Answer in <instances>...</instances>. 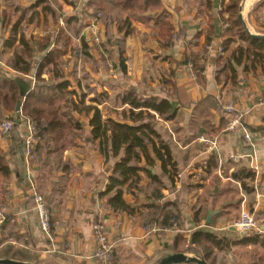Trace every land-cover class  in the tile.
<instances>
[{"label": "crops", "instance_id": "obj_1", "mask_svg": "<svg viewBox=\"0 0 264 264\" xmlns=\"http://www.w3.org/2000/svg\"><path fill=\"white\" fill-rule=\"evenodd\" d=\"M87 1L0 0V74L5 73L11 80L21 78L35 87V73L43 54L34 53L35 65L30 75L18 74L8 66L13 50L6 47V42L17 23L19 35L23 32L30 43L37 42L46 35V23L52 33L60 29L70 37V48L60 61L61 71L72 85L68 91L75 90L80 102L82 95H86L85 106L95 105L91 99L97 94H108L109 100L98 107L104 117L120 121L118 113L130 109L121 104L123 92L131 91L146 99H170L176 109L175 118L166 121L154 114L151 123L161 140L171 147L178 170L176 183L173 187L169 184L161 173L160 162H156L152 173H157L166 185L164 200L177 204L180 226L175 222V227L162 234H151L138 214L131 217L108 208L102 194L106 192L115 162L107 163L92 141L89 126L92 115L75 113L81 124L80 130L74 132L78 136L72 140V136L66 135L59 152L62 159L59 163L67 162V171L63 163L59 166L56 160L46 167L28 163L22 128L0 133V149L12 170L11 179L0 176L3 210L0 238L8 217L14 220L18 235H11L0 245V259H5L2 256L12 249L29 251L40 264H100L94 259L96 243L92 227L102 221L117 243L116 264H155L159 258L170 254L162 252L175 244L178 235L186 240L181 248L191 253L194 246L189 244V239L198 229L226 235L233 243L216 254L214 264H264V246L242 239L244 236L239 237L232 228L241 214L248 211L262 230L250 233L251 236L256 234L259 241L264 238V68L257 65L253 74L247 62L242 66L233 62L238 75L236 83L232 84L230 72L225 82L216 81L215 53L208 52L210 57L201 61L205 67L198 71L201 73L196 78L189 74L187 66H177L189 49L194 52L203 49L210 20L221 31L220 11L224 0H159L163 9L172 15L176 34L169 50L163 48L156 34L159 25L155 20L159 13L146 23V14L129 16L114 7L107 9L109 18L98 24L103 43L94 46L88 22L82 15ZM240 14L252 33L264 36V0H243ZM60 17L69 18H66L65 28L60 26ZM31 19L34 20L28 23ZM19 40L17 46H20ZM83 41L89 48V59L82 55ZM214 42L221 44L223 40L216 37ZM239 45L244 42H235L232 49ZM42 77L49 80L51 73H44ZM57 81H49V84ZM231 103L234 115L242 117V125L253 136V146L245 145L242 130L226 131L230 117L225 114V107ZM9 117L16 120L14 114L0 107V119ZM207 138L218 141L208 152L202 142ZM233 155L245 157L235 162L230 158ZM241 168L251 170L254 179H243L244 182L235 179L233 174ZM61 182L64 183L60 185ZM142 184L146 192L151 190L152 183L147 179ZM57 185L65 189L64 193L52 197ZM34 191L43 195L46 204L48 199H54L50 238L41 232ZM124 198L127 203L135 204L134 196L126 194ZM144 203L142 194L137 207ZM209 216L211 223L207 224ZM13 220L9 221L8 231Z\"/></svg>", "mask_w": 264, "mask_h": 264}, {"label": "trees", "instance_id": "obj_2", "mask_svg": "<svg viewBox=\"0 0 264 264\" xmlns=\"http://www.w3.org/2000/svg\"><path fill=\"white\" fill-rule=\"evenodd\" d=\"M242 1L224 0V5L220 11L222 18L220 22L224 29L219 31L214 21L210 20V28L206 32L203 49L195 52L189 49V53L185 55L180 63H177V66L184 67L192 63L197 72L203 71L205 65H202L201 61L210 57L208 47L214 42L216 37H219V39L223 40L220 47L227 53V56L224 57L218 54L215 56V77L218 83L225 82L228 79L229 72L232 74L231 83H236L238 74L234 63L237 66H242L244 61L247 62V66H249L253 74H256L257 65L264 68V40L251 38L240 21L239 14ZM86 6L88 9L99 12H104L109 7H114L119 12L126 13L129 16L146 14V23L153 20L154 15L159 13L155 20L156 24L159 25L156 29V34L160 38L164 49L169 50L172 48V37L176 35H174L172 15L163 9L159 0H88ZM225 14L226 17H224ZM108 18L106 15L103 21ZM33 20L31 19L28 23ZM18 27L19 23L12 29L11 35L6 42V47L13 50L8 66L15 73L30 75L35 65L33 61L34 53L43 54L41 63L35 73V87L26 97L21 113L16 117V120L11 117L7 119L13 122L15 129L21 128L24 121H32L39 128L41 139L35 148L36 161L34 160L33 163L46 167L50 162L56 160L60 166L63 162L59 163V161H62L59 152L64 147L66 135L72 136L73 140L78 136L74 132L81 128L80 121L76 119L75 113L92 115L89 122L92 141L96 144L107 163L112 160L115 162L106 192L102 194V198H106L108 208L116 213L127 214L131 217H135L138 214L145 229L159 224L162 230H168L173 227L175 222L180 226L181 219L177 204L173 201L164 200L163 190L166 185L157 173L156 175L152 173L156 162H160L161 173L168 178L169 184L173 187L176 183L178 170H176L173 162L171 147L168 143L161 140L155 130V126L152 127L151 125L155 117L154 114L166 121H171L175 118L176 109L171 100L155 97L146 99L131 91L123 92L120 95L121 104L122 106H130V109H124L121 113H118L120 121L106 118L98 106L109 98L108 94H97L91 99V102L95 105L85 106V94L82 95V101L80 102L75 90L68 91L72 85L62 73L60 61L70 48V37L60 29L58 32L52 33L48 25L44 23L46 35L41 40L30 43L23 32L20 35L18 34ZM177 35L181 37V34ZM18 38H20V46L16 45ZM235 39L244 42V45H239L232 49ZM58 41L64 44V50H49L50 46ZM82 55L86 59L90 58L89 48L85 41H83ZM123 62L122 56L121 64ZM44 73H51V78L49 80L44 79L42 77ZM198 73L200 74L201 72ZM52 80L59 81L53 83V85L49 84V81L51 82ZM88 90L92 91L90 88ZM19 100V89L16 83L5 73H1L0 107L14 114ZM81 106H83L82 109ZM21 136L23 137V133ZM44 150H47V153H44ZM63 169L64 171L68 170L67 162L63 163ZM0 176L5 180H9L12 177L10 163L1 149ZM233 177L243 182V179L252 181L254 174L249 169L241 168L235 171ZM145 179L152 183L151 190L148 192H146L142 184ZM63 183L61 182L60 185ZM64 190L57 185L52 197H56L57 194L62 195ZM126 194L136 198L135 204L126 202L124 198ZM142 194L145 196V203L137 207ZM53 200V198L47 200V204L52 211H50L51 215H53V204H55ZM198 212L200 213L199 210ZM7 220L8 223L2 227L4 232H2L3 236L0 238V245L11 235L18 236L14 220L11 217H8ZM11 220L14 223L10 227L11 231H8V224ZM51 231L53 230L51 229ZM258 238L259 236L256 234H252V236L248 234L242 239L264 246V238L261 241ZM185 242L184 237L178 235L175 244L171 248H165L162 253H188V251L181 248ZM189 244L194 246L191 253L200 256L207 264H214L216 254L233 245L228 236L206 229L193 231ZM2 257L20 262L40 264L29 251L20 252L8 249V253Z\"/></svg>", "mask_w": 264, "mask_h": 264}, {"label": "built area", "instance_id": "obj_3", "mask_svg": "<svg viewBox=\"0 0 264 264\" xmlns=\"http://www.w3.org/2000/svg\"><path fill=\"white\" fill-rule=\"evenodd\" d=\"M101 15L92 16L88 19V28L91 33V42H93L94 46H100V33L97 28L98 24L100 23ZM67 19L65 17H60L59 23L61 28H65ZM57 44V46H55ZM54 43L50 46V50H62L63 45L62 43ZM209 53H215L221 56H225V52L222 47H220V44H216L213 42L208 47ZM187 70L189 74L196 78L198 75V72L195 71L194 64L189 63L187 65ZM225 114L230 117V121L228 126L226 127V131L228 132H234L236 130H242L244 143L248 146H253V136L251 133L247 130L246 127L242 125L241 116H235L234 115V105L231 103L227 107H225ZM21 128L23 130V145H24V152H25V159L28 163H33L35 160V148L38 145L41 137H40V131L37 125L32 121H24L21 125ZM14 130V124L11 121H7L2 124L1 131L4 134L10 133ZM203 144L205 145L206 151H212L217 146V138H210V139H202ZM245 156H238L233 155L231 156V160L238 162L242 160ZM254 172L257 171V168H252ZM34 195L36 197L37 202V212H38V218L40 222V229L42 234L50 238L51 237V212L43 199L42 196L37 194V191ZM3 216V210L0 208V217ZM232 228L235 229L239 237L246 236L250 233H260L261 227L258 223L257 219L248 211L243 212L240 216V219L236 221ZM93 235L96 243V250L94 259H96L100 264H112L114 261V255L117 249V243L111 239L110 233L108 231V228L106 225L102 222H96L93 224L92 227ZM148 233L151 234H159L161 232H164L165 230L161 229V226L158 225H152L148 229H146Z\"/></svg>", "mask_w": 264, "mask_h": 264}, {"label": "water", "instance_id": "obj_4", "mask_svg": "<svg viewBox=\"0 0 264 264\" xmlns=\"http://www.w3.org/2000/svg\"><path fill=\"white\" fill-rule=\"evenodd\" d=\"M239 19L244 25L248 35L251 38L264 40V36H259V35L252 33V31L247 27L244 19L242 18V14H239ZM12 80L13 82L16 83L19 89L20 100L17 102L15 113H14V117H18L19 114L21 113L23 103L26 97L28 96V94L32 91L33 87L31 86L30 83H26V81H24L21 78H15ZM151 125H153V123H151ZM211 218H212L211 216L207 218V224L211 223ZM0 264H33V263L20 262V261H15L11 259H0ZM155 264H207V263L200 256H197V255L192 256L187 253H173V254H166L162 256L156 261Z\"/></svg>", "mask_w": 264, "mask_h": 264}, {"label": "rangeland", "instance_id": "obj_5", "mask_svg": "<svg viewBox=\"0 0 264 264\" xmlns=\"http://www.w3.org/2000/svg\"><path fill=\"white\" fill-rule=\"evenodd\" d=\"M109 11V10H108ZM107 10L106 11H104V12H99V11H94V10H91V9H88V8H86V9H84L83 10V16H84V19H86V21H88V19L89 18H91L92 16H97V15H101V17L99 18L100 19V22H101V20H104V18L106 17V15H108L107 13ZM67 19H69L68 17H66ZM72 19V18H71ZM106 20V19H105ZM227 26L229 27V25L227 24ZM97 28H98V30H99V25L97 26ZM222 29H224L223 27H222ZM99 32H100V30H99ZM237 41H239L238 39H235V42H237ZM101 43H103L101 40H100V45H101ZM56 44V43H55ZM55 46H57V44L55 45ZM217 55V54H216ZM227 56V53H226V55L224 56V57H226ZM8 120H3V119H0V133L1 134H4V133H2V131H1V127H2V124L3 123H5V122H7ZM41 196V195H40ZM42 197H43V195H42ZM1 208V207H0ZM176 225L174 224L173 225V227H175ZM187 254H189V255H192V256H194V254L193 253H187ZM112 264H116V262H115V257H114V261H113V263Z\"/></svg>", "mask_w": 264, "mask_h": 264}]
</instances>
